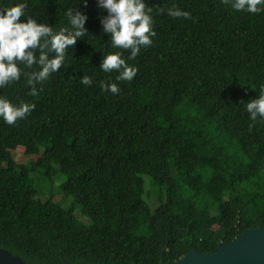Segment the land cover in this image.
Segmentation results:
<instances>
[{
  "label": "trees",
  "instance_id": "16d2710c",
  "mask_svg": "<svg viewBox=\"0 0 264 264\" xmlns=\"http://www.w3.org/2000/svg\"><path fill=\"white\" fill-rule=\"evenodd\" d=\"M16 3L27 6L22 22L54 31L70 27L68 9L80 11L88 33L35 85L38 95L23 74L0 88L13 104L35 105L14 125L0 117V248L26 264H175L264 229V118L250 130L246 111L264 86V11L145 0L156 35L128 60L103 31L98 0H0V10ZM174 5L190 18L169 16ZM117 51L137 68L131 81L100 68ZM18 147L36 158L18 162ZM63 175L54 194H41V180Z\"/></svg>",
  "mask_w": 264,
  "mask_h": 264
},
{
  "label": "clouds",
  "instance_id": "9594fccd",
  "mask_svg": "<svg viewBox=\"0 0 264 264\" xmlns=\"http://www.w3.org/2000/svg\"><path fill=\"white\" fill-rule=\"evenodd\" d=\"M222 3L230 5L234 10L252 14L264 11V0H222ZM98 4L108 13L101 18L103 31L110 35L113 48L130 52L128 60H135L142 47L152 44L151 37L156 35L151 15L153 10L146 6L145 0H98ZM26 7L24 3H16L0 10V88L19 81L23 74L30 86L29 94L36 96L38 91L35 85L59 71L65 62L67 50L74 48L77 40L83 39L88 33L85 28L87 16L80 11L68 9L65 14L70 27L54 31L49 24L38 23L31 16L22 22L20 18L26 16ZM168 15L173 18H190L189 12L175 5L168 9ZM20 65L24 69L34 70L24 71ZM100 68L108 73L118 72L117 81H131L137 74V68L128 64L119 51L104 55ZM92 82V77L83 75L82 84L88 86ZM100 87L113 94L120 90L117 83L103 80L100 81ZM34 108V104L23 101L13 104L9 99L0 97V117L9 125L24 119ZM246 111L253 122L249 125L251 130L258 116L264 118V86L258 98L246 102Z\"/></svg>",
  "mask_w": 264,
  "mask_h": 264
},
{
  "label": "water",
  "instance_id": "95a60500",
  "mask_svg": "<svg viewBox=\"0 0 264 264\" xmlns=\"http://www.w3.org/2000/svg\"><path fill=\"white\" fill-rule=\"evenodd\" d=\"M0 264H26L18 255L0 248ZM175 264H264V229L248 228L231 242H222L213 253L189 251Z\"/></svg>",
  "mask_w": 264,
  "mask_h": 264
},
{
  "label": "rangeland",
  "instance_id": "374dc122",
  "mask_svg": "<svg viewBox=\"0 0 264 264\" xmlns=\"http://www.w3.org/2000/svg\"><path fill=\"white\" fill-rule=\"evenodd\" d=\"M13 152V155H14V157L17 159V161L18 162H27V161H29V158L31 157V156H28V155H26L25 153H24V149L22 148V147H18L17 149H15L14 151H12ZM32 159L34 158H36V156H33V157H31ZM62 177V178H61ZM61 177H57V176H55L54 177V179L52 178V179H50V180H41L40 182H39V190L41 191V194L43 195V196H46V197H49V196H51L52 194H54V192H55V190H54V187H56V186H58L59 184H61V182L65 179V175H63V176H61ZM36 178H38L37 176H36ZM35 178V179H36ZM147 179H149V177H147ZM56 185V186H55ZM148 186H147V189L149 190V192H150V194H152L154 197H152L151 199H148L151 203L154 201V202H156V200H157V194H158V192H157V186L156 185H154V184H152L151 182H149L148 184H147ZM34 186H36L37 187V184L34 182ZM56 198H58V199H60L62 196L60 195V194H56ZM147 197V196H146ZM55 197H54V199L57 201V199H56ZM72 202V198H67V199H65V202H64V207H68L69 205L68 204H70ZM158 203V202H157ZM153 204V203H152ZM154 207H155V205H154ZM80 208L78 207V209L75 211V213L76 214H78V215H80V216H82L81 214H80ZM83 218V217H82ZM83 219H85V222H87L88 220V218H86V217H84Z\"/></svg>",
  "mask_w": 264,
  "mask_h": 264
}]
</instances>
